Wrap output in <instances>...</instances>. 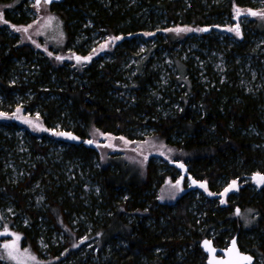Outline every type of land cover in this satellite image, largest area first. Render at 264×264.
Instances as JSON below:
<instances>
[{
  "label": "trees",
  "instance_id": "1",
  "mask_svg": "<svg viewBox=\"0 0 264 264\" xmlns=\"http://www.w3.org/2000/svg\"><path fill=\"white\" fill-rule=\"evenodd\" d=\"M142 1L144 6H151L150 12L143 14L126 0L47 4L63 22L67 44L74 39L85 11L97 26L114 35H125L112 58L94 59L83 69V75L75 78L67 63H59L66 60L59 61L54 52L31 45L26 37L17 41V35L9 36L3 28L7 24L16 34L25 35L24 29L37 22L25 10L28 0H0V96L8 101V107L15 101L14 94H19L25 99V109L37 108L46 127L42 137L56 125L61 130L55 132L75 137L60 159L68 163L79 159L81 169L94 182L90 190L81 185L73 188L74 181L80 180L79 169L74 168L73 177L65 175L54 156L35 161V167L19 180L9 179L5 159L11 149L16 161L21 154L14 148L11 135L0 128V205L10 204L27 217L29 224L20 222L18 228L38 254H42L37 241L40 221L64 233L66 241L49 249L55 258L53 264H59L63 259L59 254L69 244L87 235V241L94 239L98 253H89L85 260L80 257L79 264H206L200 241L212 234L218 246L237 234L240 248L264 262V182L259 179L264 177V142L262 132L259 134L264 129V98L237 84L234 54L247 50L248 33L227 53L228 76L211 77L213 84L206 85L198 78L200 65L194 57L177 51L174 31L162 41L172 61L169 80L162 87L158 88L161 69L167 68L164 50L148 46L142 59L136 56L135 72L121 67L132 44L126 36L150 29L158 15L155 10L174 22H192L191 30L199 31L213 46L217 42L204 27L214 22L216 14H230L233 3L242 6L250 1ZM42 3L34 1L32 5L39 16ZM252 26L264 29L259 21ZM66 54L72 60L76 56L75 51ZM200 62L208 74L214 72L213 63ZM18 63L33 67L32 73L18 71ZM15 76L17 80H13ZM119 82H126L130 90L126 102L120 100ZM146 124L159 141L175 145L176 158L184 165L180 178L187 175L194 181L192 186L207 184L213 193L221 191L230 179H251L229 194L227 205L209 196L197 206L190 189L173 203L160 202L157 190L170 175L169 170H176L175 165H161L151 158L143 172L117 154L104 161L102 147L86 140L97 129L134 139L141 136L134 131L136 126ZM31 136L34 153L41 150L46 155L49 146H38L34 140L38 134ZM35 189L44 197L40 206H34ZM237 207L241 213H235ZM77 215L83 218L75 230L72 223Z\"/></svg>",
  "mask_w": 264,
  "mask_h": 264
},
{
  "label": "rangeland",
  "instance_id": "2",
  "mask_svg": "<svg viewBox=\"0 0 264 264\" xmlns=\"http://www.w3.org/2000/svg\"><path fill=\"white\" fill-rule=\"evenodd\" d=\"M35 0H28V4L25 7L29 16L37 21L32 23L26 30L25 35L20 33L16 34L15 30L10 29L6 24L3 26L9 36H16L17 41L26 39L41 49L47 52V50L54 52L56 57H60L59 63H67V68L71 72V76L79 78L83 75V69L88 66L94 59L104 60L112 58L115 53L117 45L121 44V40L125 35H114L110 33L106 28H101L94 24L93 17L85 11L83 12V18L80 19V23L77 25V32L73 40L69 44L66 43L67 37L63 26V22L59 19L55 11L51 8V5H47L45 2L41 6V15L39 16L37 11L32 8ZM128 4H134L140 9V12L146 14L150 12L151 6H144L142 0H126ZM186 1V0H184ZM220 1V0H217ZM250 3L246 5H238L233 3L231 6V13L216 14L213 17V23L204 27V32H208L217 43L209 45L208 40L202 37L199 31L191 30L190 23L178 21L174 22L167 16L161 15V12L155 10L158 15L154 18L155 23L152 24L150 29L139 30L134 33H130L126 37L128 40L132 39L130 53H125L124 60L121 67L128 69L131 72L137 70V58L139 56L142 59L148 49V46L156 47L157 50L163 51L166 49L162 44L163 40H166L167 33L174 31L177 37V45L175 48L177 51H181V54L185 57H194L197 64L199 63L198 78L202 83L213 84L214 81L211 77H221L224 79L227 77V59L229 58L228 52L231 51V47L241 41L245 32L248 33V45L246 51L234 52L236 59V77L237 84L245 89V91L261 94L264 98V29L261 31L255 29L252 26L253 23L264 24V0H249ZM187 2V1H186ZM205 3V0H202ZM188 3V2H187ZM255 13V14H254ZM230 29H233L230 31ZM238 29L239 34H237ZM204 43V45H201ZM162 44V45H161ZM168 50V49H167ZM75 51L76 56L72 60L66 53ZM199 52H202V56ZM46 55V54H45ZM164 59L166 67L161 69L159 80L162 87L163 84L169 80V70L171 69V59L169 53L164 50ZM47 56V55H46ZM76 57H80L78 62ZM90 58V59H85ZM46 61H48L46 59ZM200 61L207 63H213V70L211 74H208L205 67H202ZM18 63V71L25 73H32L33 67H23L24 64ZM160 64V63H159ZM175 68V67H174ZM234 69L231 67L230 70ZM73 71V72H72ZM215 73V74H214ZM77 74V75H76ZM13 80H17V76ZM122 85V91L120 92V100L124 102L128 101L130 97V90L126 82H119ZM28 91L24 94L27 96ZM117 94V93H116ZM115 94V96H116ZM14 103L10 107L6 106L5 97L0 96V128L4 133H9L10 138L13 139L14 148L21 154L19 160L16 161V156L13 155V151L8 154V158L5 159L4 164L9 167L8 178L19 180L31 167H35V161L44 160L48 157L54 156V161L60 162V172H65V175L73 177L75 172L74 168L79 169L80 180L74 181L73 188L81 185L85 190L93 188V181L87 177L86 173L81 169L82 163L78 159L74 161L63 162L61 161V152L70 145L72 139L71 135H60L61 126L56 125L51 127V133L46 137L41 135L46 131L45 125L40 117V112L37 108L25 109V99L19 94H14ZM124 96V97H123ZM164 103H167L166 100ZM170 108V107H168ZM10 110V111H8ZM14 116V120L10 119V115ZM9 115V116H8ZM11 115V116H12ZM139 137L130 139L124 135H116L109 132H104L101 129L94 130L92 136L86 138V140L95 142V145L102 147L103 160H108L113 154L120 155L121 159L129 163L131 166L145 171V167L149 159H153L158 164L169 165V161H177L178 165L176 170L170 169V175H167L163 184L157 190V199L160 202L173 203L177 198L185 191L192 190L191 194L196 198L195 204L199 206L203 204L209 196L215 197L218 204L227 205V199L230 193L237 192L241 186L250 180L251 178H234L223 183V189L217 192H209L207 190V184L203 187L192 186L194 181L188 179L187 175L180 178L183 170V164L177 159L175 145L164 143L159 141L153 134L152 129L148 125L136 126L135 130ZM262 132V134H261ZM31 134H38L34 139L38 146L48 145L49 150L44 155L41 150L35 152L33 138ZM264 142V129L259 132ZM142 136L144 138H142ZM94 145V146H95ZM264 145V143L262 144ZM81 181V182H80ZM220 182V181H219ZM233 182L235 184L233 185ZM34 188H38L37 184H33ZM192 186V187H191ZM76 191L75 189H73ZM227 190V191H226ZM34 195V206H40L44 201V197L40 190ZM201 199V200H200ZM235 213H241L239 207L235 209ZM83 217L75 216V220L72 225L76 230L78 228L79 220L82 221ZM20 222L22 225H27L28 219L26 216L19 214L12 205H0V264H53L55 258L49 254L51 245L63 244L66 241L64 233L53 226H48L45 223H38V227L41 228L39 237L37 238L38 244L42 254L36 253L28 244L24 234L20 231L18 226ZM50 230V231H49ZM88 236V235H87ZM87 236L79 238V242L69 244L59 254V264H79L78 260L82 257L84 260L91 252L98 253V248L95 246L94 239L87 241ZM214 238L212 234L210 236ZM84 241V243H80ZM230 240L223 244L221 247H227ZM5 245L9 247L5 248ZM71 249L70 255L68 250ZM246 250V249H245ZM243 250V251H245ZM247 252V251H246ZM85 257V258H84ZM57 259V258H56ZM253 264H264L261 259L256 258Z\"/></svg>",
  "mask_w": 264,
  "mask_h": 264
},
{
  "label": "water",
  "instance_id": "3",
  "mask_svg": "<svg viewBox=\"0 0 264 264\" xmlns=\"http://www.w3.org/2000/svg\"><path fill=\"white\" fill-rule=\"evenodd\" d=\"M60 0H51L46 3L45 0H35L37 5L42 2L52 4ZM89 141H87V144ZM171 165H178L177 161H170ZM185 173V172H184ZM183 177V175H182ZM200 247L206 254V264H253L256 257L250 253L243 251L238 243L237 234L233 235L227 247H221L215 244L213 238L204 237L200 241Z\"/></svg>",
  "mask_w": 264,
  "mask_h": 264
},
{
  "label": "snow or ice",
  "instance_id": "4",
  "mask_svg": "<svg viewBox=\"0 0 264 264\" xmlns=\"http://www.w3.org/2000/svg\"><path fill=\"white\" fill-rule=\"evenodd\" d=\"M37 2H39V0H37ZM46 3H50L51 0H45ZM255 14V13H254ZM19 30V29H18ZM26 31V29H24ZM233 29H230V31H232ZM235 31H237V34H239L238 29H235ZM58 59H60V57H57ZM77 61H80V57H76ZM85 59H90V58H85ZM60 135H65L64 133H60ZM72 139H75V137H71ZM89 143H91V141H89ZM260 181L264 182V177H260L259 178ZM235 184V182H233V185ZM203 187V185H202ZM227 191V190H226ZM9 247V245H5V248Z\"/></svg>",
  "mask_w": 264,
  "mask_h": 264
},
{
  "label": "bare ground",
  "instance_id": "5",
  "mask_svg": "<svg viewBox=\"0 0 264 264\" xmlns=\"http://www.w3.org/2000/svg\"><path fill=\"white\" fill-rule=\"evenodd\" d=\"M169 164H170V161H169ZM234 235V234H233ZM206 237H208V236H206ZM209 238H211V237H209ZM232 238V237H231Z\"/></svg>",
  "mask_w": 264,
  "mask_h": 264
}]
</instances>
